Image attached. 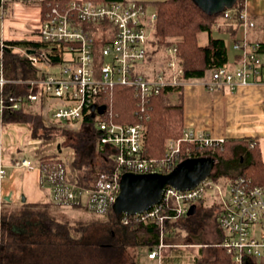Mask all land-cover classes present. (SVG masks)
I'll use <instances>...</instances> for the list:
<instances>
[{
  "label": "built area",
  "instance_id": "built-area-1",
  "mask_svg": "<svg viewBox=\"0 0 264 264\" xmlns=\"http://www.w3.org/2000/svg\"><path fill=\"white\" fill-rule=\"evenodd\" d=\"M43 3L46 0H0V115L17 112L30 104H38L46 120H59L71 126L80 124L88 114L93 116L100 131V147L111 149L112 169L99 173L90 186L81 184L73 167L74 150L40 149L37 167L40 184L47 199L63 207H80L91 214L113 211L124 174L169 172L181 160L182 143L201 147H218L224 138H214L204 130L186 128L181 138H169L161 158L144 155L146 124L143 113L151 99L166 87L199 83L208 90L236 91L242 85L264 84V59L258 43L251 42L247 33L255 26L245 9L240 14L242 36L233 41L237 58L219 67L208 68L204 76L185 80L179 63L177 45L166 48L158 68L153 55L156 11L137 0L92 1L56 0L43 8L39 28H29L26 39L42 43L40 49L12 44L4 34L11 3ZM230 16L229 11L224 14ZM102 42V61L97 59L96 40ZM19 54L36 69L31 79L7 77V55ZM56 57H58L56 59ZM155 60V61H154ZM21 90L16 91L12 86ZM133 88L142 113L137 123H120L112 118L104 105V92L114 86ZM144 113V114H145ZM253 145V144H252ZM55 153L52 161L39 164L43 154ZM28 157L15 158L14 165L32 167ZM6 174L0 169V176ZM216 186L220 211L218 225L221 239L214 247L224 249L234 264H264V186L243 176L224 177L218 181L207 178L191 189L167 186L161 201L137 214L122 213L124 224L154 220L160 226V241L147 253L161 259L166 247L165 236L172 231L168 225L187 215L190 206L204 198L207 189Z\"/></svg>",
  "mask_w": 264,
  "mask_h": 264
},
{
  "label": "trees",
  "instance_id": "trees-1",
  "mask_svg": "<svg viewBox=\"0 0 264 264\" xmlns=\"http://www.w3.org/2000/svg\"><path fill=\"white\" fill-rule=\"evenodd\" d=\"M55 1L46 0L43 8L46 9L48 4ZM77 1L102 3L127 0ZM154 6L155 39L165 42L167 46L177 45L185 80L200 79L206 69L219 67L231 60L227 41L214 37L212 32L215 28L226 30L233 41H238L240 14L245 9V0H236L232 6L213 15L207 14L193 0H159L154 2ZM227 11L230 16L225 18ZM219 19H223V23L219 22ZM202 32L208 34L206 44L199 42V34ZM167 38H176L177 41H167ZM10 42L37 49L44 46L24 38ZM101 47L102 42L97 38L96 52L99 62L102 61ZM258 52L264 54V42L258 43ZM6 71L10 77L22 79L35 78L37 74L27 59L11 53L7 55ZM183 88L184 86L164 88L151 99L146 113H143L147 127L144 144L146 157L161 158L165 154L166 141L183 136L186 129L183 104L181 100L177 103L172 101V95L178 91L181 94ZM104 95L102 100L111 110L114 121L132 124L140 121L142 113L139 111L133 88L117 85L107 89ZM14 115L10 120L32 125L33 138L44 141L60 138L61 142L58 144L61 147L67 146L74 150L73 167L81 184L90 186L99 173L112 169L111 149L100 147V131L96 128V119L91 114L80 124L73 126L59 120L47 122L43 113L26 111L24 108ZM54 156L55 153L43 154L38 162L42 164L52 161ZM198 156H209L215 160V167L209 175L214 181L222 177L243 176L251 179L254 184L264 186V157L256 138L225 139L218 147L182 143V160ZM196 203L198 207L207 208L205 218H212L221 231L217 220L219 203L204 207V198H200ZM61 208L62 206L47 199L38 203L24 202L4 210L0 215V264H141L142 253H148L160 241V226L154 220L124 224L122 214H117L114 210L104 218H87L81 215L69 217ZM76 208L86 211L80 207ZM198 211L199 208L194 215H185L168 226L176 230L178 226L194 221ZM182 220L185 222H181ZM175 230L165 236V242L170 244L169 248L178 247L180 244L172 242L181 239L176 236ZM128 236H131L130 242L127 241ZM213 243L215 242L212 241ZM212 244L208 247H214ZM129 246L135 247L136 250L129 252ZM214 250L215 257L212 262L234 264L232 256L224 249L214 247ZM175 254L178 256L177 249ZM162 264H166L165 261Z\"/></svg>",
  "mask_w": 264,
  "mask_h": 264
},
{
  "label": "crops",
  "instance_id": "crops-1",
  "mask_svg": "<svg viewBox=\"0 0 264 264\" xmlns=\"http://www.w3.org/2000/svg\"><path fill=\"white\" fill-rule=\"evenodd\" d=\"M137 1H142L150 6V8L155 9L154 2L159 0ZM35 8L36 10H34ZM42 10L43 7L40 3L37 6H33L21 1H14L11 3L8 17L11 13H33V11H36V13H39L40 22ZM245 11L255 22V26L248 30V39L253 43L264 42V0H245ZM38 28L39 24L36 29ZM4 31L7 39H26L25 37L10 34L5 28ZM242 34L243 32L240 33L239 30L238 36L241 37ZM235 55L236 52L232 58ZM7 77L18 78L10 77L8 74ZM12 89L19 91L21 87L14 85ZM180 100L184 108L186 128L204 130L216 139L256 138L264 157V84L242 85L236 91L229 92L227 90H208L199 83H191L182 89L181 94H179ZM35 106L37 108H34ZM24 109L34 113H42V108L36 103L27 105ZM16 113L7 112L0 115V169L3 166L6 170L5 176H0V215L3 210L19 206L24 202L38 203L47 200V193L42 189L40 184V172L37 167V160L31 159L33 160L31 168L14 165L16 157H25L23 156L25 151L21 146L22 138H14L11 133L16 130L18 131L21 127V125H18L20 122L10 120ZM46 121L50 122L51 120ZM23 197H25L24 202L22 201ZM208 234L211 241L213 238L215 239L213 240L214 242L219 241L222 235L219 230L216 234L212 231ZM190 239L186 246H195L193 238ZM212 249L202 251L204 257L209 259V261H213L215 257V250L214 248ZM169 253L170 251H164L161 259H158L149 258L148 254L143 252L140 256V263L162 264L165 261L168 264V261L165 259L169 257Z\"/></svg>",
  "mask_w": 264,
  "mask_h": 264
},
{
  "label": "rangeland",
  "instance_id": "rangeland-1",
  "mask_svg": "<svg viewBox=\"0 0 264 264\" xmlns=\"http://www.w3.org/2000/svg\"><path fill=\"white\" fill-rule=\"evenodd\" d=\"M38 2L32 3L31 5H38ZM36 10V8L34 9ZM31 12V11H26ZM223 19H219V22H222ZM39 24V13H36V11H33V13H11L9 17L6 18L5 21V30L9 32L12 35H17L19 37H31L30 34V28L36 29ZM240 33H242V29H240ZM214 37L217 38H224L227 41L228 49H229V55L232 58L235 54V50L233 48V40L230 37V34L228 31L223 29L215 28L212 32ZM153 45L155 50H157L156 54L153 55L154 59L156 60L155 64L159 68L161 66L160 62L161 59L165 57V51L168 47L165 42H159L158 39L153 37ZM167 41H173L176 42V38H167ZM199 42L200 44H206L208 42V34L206 32H202L199 34ZM264 59V54H262ZM154 60V61H155ZM186 86V85H185ZM184 86V87H185ZM179 94L180 91L174 93L172 101L177 103L179 102ZM34 108H37L35 106ZM18 125H21L20 129L17 131H13L12 136L15 137H21L22 138V148L24 149L25 153L23 156L28 157L30 159H36L37 155L39 154V150L42 149H54L56 145H59L58 143L61 142L60 138L54 139L53 141H44L40 138H32L31 136V129L32 125L27 122H20ZM15 132V133H14ZM65 151H70L67 146H63ZM22 149V150H23ZM17 155V154H16ZM19 155V154H18ZM224 178V177H222ZM216 186H212L207 189V192L204 197V207H208L212 204V201H218L219 196L216 193L217 189H215ZM198 215L196 216V219L193 221H189L188 223H185L184 225L178 226L175 230L174 227H172V231H177V237H180L181 239L174 240L172 242H180L178 244V247H166L164 251H170L169 257H167L165 260L168 261V264H215L212 261H209L206 257H204V254L202 251L205 249L213 250L211 245V238L208 234L209 232H214L215 234L218 233V227L215 225L212 220L205 218V212L207 211V208L198 207ZM61 210L66 213L69 217H78V216H85L87 218L92 217H99L104 218L106 214L96 215L91 214L87 211H82L81 209H77L76 207H63ZM4 211V210H3ZM2 211V213H3ZM1 219V216H0ZM197 221V222H196ZM181 222H185L182 220ZM170 227V228H171ZM94 229V228H93ZM170 232V233H171ZM199 233V234H198ZM179 235V236H178ZM190 235L189 237H187ZM127 237V235H126ZM170 237V236H169ZM176 237V238H177ZM190 238H193L195 242V246L188 247L186 246L188 244V241ZM191 240V239H190ZM127 241H131V236H128ZM213 245V244H212ZM178 251V256H175V251ZM135 247L129 246L128 251L133 253L135 251Z\"/></svg>",
  "mask_w": 264,
  "mask_h": 264
},
{
  "label": "water",
  "instance_id": "water-1",
  "mask_svg": "<svg viewBox=\"0 0 264 264\" xmlns=\"http://www.w3.org/2000/svg\"><path fill=\"white\" fill-rule=\"evenodd\" d=\"M207 14H217L227 7L232 6L236 0H193ZM96 105L92 106L95 116ZM105 105L98 107V112L103 114ZM215 167V160L209 156L188 157L181 160L169 172H150L124 174L120 183V191L114 203L117 214L141 213L155 204L163 197L167 186L178 189H191L201 181L207 179ZM22 201H25L23 197ZM198 205L193 203L187 215L197 212Z\"/></svg>",
  "mask_w": 264,
  "mask_h": 264
}]
</instances>
